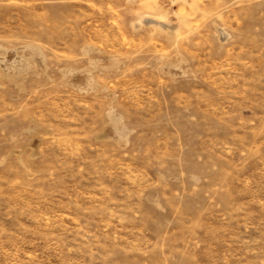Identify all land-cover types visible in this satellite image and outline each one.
Returning a JSON list of instances; mask_svg holds the SVG:
<instances>
[{
    "label": "rangeland",
    "instance_id": "1",
    "mask_svg": "<svg viewBox=\"0 0 264 264\" xmlns=\"http://www.w3.org/2000/svg\"><path fill=\"white\" fill-rule=\"evenodd\" d=\"M0 264H264V0H0Z\"/></svg>",
    "mask_w": 264,
    "mask_h": 264
},
{
    "label": "bare ground",
    "instance_id": "2",
    "mask_svg": "<svg viewBox=\"0 0 264 264\" xmlns=\"http://www.w3.org/2000/svg\"><path fill=\"white\" fill-rule=\"evenodd\" d=\"M155 16V15H154ZM154 16H148V17H146V16H144L145 18H143L141 21H140V24L141 25H143L144 23H145V20H149L150 22L149 23H152V24H154V25H157V26H159L161 29H165L166 28V25L164 24V20L162 19V20H160V18H156V17H154ZM183 17V16H182ZM166 21V20H165ZM147 23H148V21H147ZM146 23V24H147ZM148 23V24H149ZM138 24V23H137ZM145 24V25H146ZM147 24V25H148ZM172 25V24H171ZM139 26V25H138ZM144 26V25H143ZM143 26H141V27H143ZM153 28H154V26H152ZM137 28V27H136ZM174 28V27H173ZM172 28V29H173ZM177 29V28H176ZM159 30V29H158ZM161 31V30H160Z\"/></svg>",
    "mask_w": 264,
    "mask_h": 264
}]
</instances>
